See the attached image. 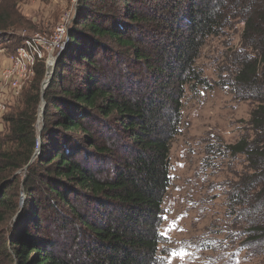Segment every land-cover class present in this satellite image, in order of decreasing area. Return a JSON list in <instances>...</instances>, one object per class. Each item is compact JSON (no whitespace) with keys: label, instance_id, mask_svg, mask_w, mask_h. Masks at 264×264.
Returning a JSON list of instances; mask_svg holds the SVG:
<instances>
[{"label":"trees","instance_id":"16d2710c","mask_svg":"<svg viewBox=\"0 0 264 264\" xmlns=\"http://www.w3.org/2000/svg\"><path fill=\"white\" fill-rule=\"evenodd\" d=\"M27 1L0 0V47L32 26ZM77 11L44 96L42 62L2 118L0 264H167L184 99L210 86L197 67L208 40L239 23L223 79L255 107L249 131L209 145L206 163L244 158L225 186L230 214L249 227L227 239L245 236L240 249L264 257V0H79Z\"/></svg>","mask_w":264,"mask_h":264},{"label":"rangeland","instance_id":"374dc122","mask_svg":"<svg viewBox=\"0 0 264 264\" xmlns=\"http://www.w3.org/2000/svg\"><path fill=\"white\" fill-rule=\"evenodd\" d=\"M78 2L28 0L20 6V12L32 26L17 31L14 35L16 39L9 38L7 44L0 47V55L8 60L25 39L37 33L52 34L62 24L67 27L68 39L78 12ZM65 16L68 17L67 23L63 22ZM243 28L239 23L224 36L208 40L197 67L203 71L210 86L189 90L184 99L180 135L174 140L171 150L172 188L164 201L166 216L161 227L166 241L159 249L160 252L168 250L167 264H264L263 256L240 249L245 236L240 240L227 239L231 232L249 227L244 223L238 227L235 216L230 214L225 186L227 180L234 181L238 172H244V158L223 160L213 154L212 167L206 163L209 145L218 148L219 144H232L250 128L248 122L255 104L236 100L230 87H225L223 79L232 71H228L232 65L229 57L241 49ZM19 40L20 44L17 43ZM6 65L2 59L0 71ZM34 78L35 75L29 80V85ZM48 78L46 65L41 88ZM6 103L10 105L13 99H8ZM42 106L43 103L39 121L43 116ZM42 125L40 121L39 128ZM4 131V123L0 121V133ZM174 253L186 254L181 257Z\"/></svg>","mask_w":264,"mask_h":264},{"label":"built area","instance_id":"2783aa9c","mask_svg":"<svg viewBox=\"0 0 264 264\" xmlns=\"http://www.w3.org/2000/svg\"><path fill=\"white\" fill-rule=\"evenodd\" d=\"M68 17H63L67 23ZM67 27L62 24L52 34L37 33L24 40L9 56L0 71V121L7 110V100L21 94L23 86L35 75L36 66L44 62L48 67L67 45Z\"/></svg>","mask_w":264,"mask_h":264},{"label":"water","instance_id":"95a60500","mask_svg":"<svg viewBox=\"0 0 264 264\" xmlns=\"http://www.w3.org/2000/svg\"><path fill=\"white\" fill-rule=\"evenodd\" d=\"M57 58H58V56H57ZM57 58H56V60H55V62L53 63V65L52 66H49L48 67V76H49V78L48 79H46L45 81H44V83H43V86H42V93H43V96H44V92L46 91V89H47V87L49 86V84H50V81H51V78H52V76L54 75V73H55V68H56V62H57ZM43 106H42V108H41V114L44 116V111H45V106H46V102H45V100L43 99ZM43 116H42V118H41V124H42V122H43ZM39 121V122H40ZM43 129V125H42V128H41V130ZM37 152H39V151H37ZM22 204H23V202H22Z\"/></svg>","mask_w":264,"mask_h":264},{"label":"crops","instance_id":"0c3cea01","mask_svg":"<svg viewBox=\"0 0 264 264\" xmlns=\"http://www.w3.org/2000/svg\"><path fill=\"white\" fill-rule=\"evenodd\" d=\"M6 56H4V55H0V62L2 61V59H4V61L7 63L8 62V60H7V57L5 58Z\"/></svg>","mask_w":264,"mask_h":264},{"label":"snow or ice","instance_id":"6c2138e0","mask_svg":"<svg viewBox=\"0 0 264 264\" xmlns=\"http://www.w3.org/2000/svg\"><path fill=\"white\" fill-rule=\"evenodd\" d=\"M186 253H179V254H176V253H174V255H179V256H183V255H185Z\"/></svg>","mask_w":264,"mask_h":264},{"label":"bare ground","instance_id":"6f19581e","mask_svg":"<svg viewBox=\"0 0 264 264\" xmlns=\"http://www.w3.org/2000/svg\"><path fill=\"white\" fill-rule=\"evenodd\" d=\"M53 65V62L51 63V65L50 66H52Z\"/></svg>","mask_w":264,"mask_h":264}]
</instances>
